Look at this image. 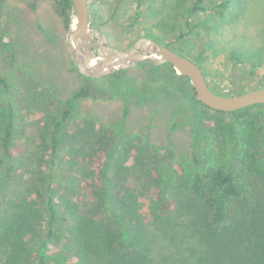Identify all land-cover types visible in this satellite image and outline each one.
<instances>
[{"label": "trees", "instance_id": "obj_1", "mask_svg": "<svg viewBox=\"0 0 264 264\" xmlns=\"http://www.w3.org/2000/svg\"><path fill=\"white\" fill-rule=\"evenodd\" d=\"M7 1L0 0V264H50L47 246L60 238L55 261L68 258L71 264H264V104L214 111L169 64L137 63L199 105L193 135L202 144L191 161L178 159L172 149L162 151L139 135L76 112L90 98H112L101 79L83 76L82 85L62 98L34 71L22 68L15 76L16 22ZM37 1L29 0L30 8ZM50 1L71 31V1ZM189 1L175 0L176 8L190 14L207 10L203 0H193L191 7ZM233 1L219 4L223 20ZM100 3L89 2L98 22ZM136 3V23L143 5L146 15L156 16L169 4ZM164 32L155 24L146 37L194 59L207 79L203 52L193 58ZM234 57L242 62L241 54ZM126 73L112 76L123 81ZM207 83L219 95L242 94L221 93ZM146 93L144 87L143 104Z\"/></svg>", "mask_w": 264, "mask_h": 264}, {"label": "rangeland", "instance_id": "obj_2", "mask_svg": "<svg viewBox=\"0 0 264 264\" xmlns=\"http://www.w3.org/2000/svg\"><path fill=\"white\" fill-rule=\"evenodd\" d=\"M165 1L169 4L156 16L146 15L147 5H143V14L136 23L137 0H101L103 19L98 22L90 15L91 53L101 56L120 51L151 52L155 43L146 37V30L156 24L164 29L167 41L177 48L188 47L193 58L203 52L207 81L216 91L245 93L264 88V0H234L225 11L224 20L218 14L222 11L219 4L224 0H203L200 6L207 10L197 8L191 14L177 9L175 0ZM192 2H188V7ZM6 9L16 22L11 29L19 52L17 66L12 68L15 76L22 68L34 71L62 98L82 85L83 76L101 79L100 85L109 90L112 98H90L79 104L77 113L93 115L102 123L116 126L123 134L139 135L162 151L172 149L178 159L192 160L194 149L199 150L202 144L201 136L193 135V116L199 109L195 101L183 98L176 86L166 84L155 75L156 71L149 73L148 65L124 63L101 77L94 76L93 71L86 70L73 57L68 44L70 31L64 29L50 0H38L35 10L30 8L29 0H8ZM175 14L178 17L174 20ZM181 34L184 39L176 43ZM238 54L242 62L236 61L234 56ZM152 63L155 67L161 62ZM123 70L127 72L123 81L112 76ZM144 87L148 99L143 104L140 93ZM150 87L155 89L149 95ZM67 172L77 175L75 169L68 168ZM61 241L53 239L47 246L50 264L72 263L68 258L64 262L55 261Z\"/></svg>", "mask_w": 264, "mask_h": 264}, {"label": "water", "instance_id": "obj_3", "mask_svg": "<svg viewBox=\"0 0 264 264\" xmlns=\"http://www.w3.org/2000/svg\"><path fill=\"white\" fill-rule=\"evenodd\" d=\"M70 1L76 23L73 24L74 27L68 34V44L72 49L73 57L78 58L86 70L93 71L94 76L101 77L120 64H137L153 60L169 64L177 75L188 78L197 100L211 110L232 113L247 107L264 104V88L250 90L236 96L216 94L209 87L201 68L194 61L155 42V49L151 52L120 51L95 56L88 47L92 41L89 33L91 15L89 0Z\"/></svg>", "mask_w": 264, "mask_h": 264}, {"label": "bare ground", "instance_id": "obj_4", "mask_svg": "<svg viewBox=\"0 0 264 264\" xmlns=\"http://www.w3.org/2000/svg\"><path fill=\"white\" fill-rule=\"evenodd\" d=\"M76 22V21H75Z\"/></svg>", "mask_w": 264, "mask_h": 264}]
</instances>
